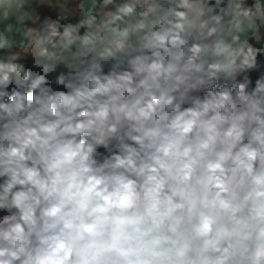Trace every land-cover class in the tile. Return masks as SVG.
I'll return each mask as SVG.
<instances>
[{
    "label": "clouds",
    "instance_id": "obj_1",
    "mask_svg": "<svg viewBox=\"0 0 264 264\" xmlns=\"http://www.w3.org/2000/svg\"><path fill=\"white\" fill-rule=\"evenodd\" d=\"M261 66L264 0H0V264H264Z\"/></svg>",
    "mask_w": 264,
    "mask_h": 264
},
{
    "label": "trees",
    "instance_id": "obj_2",
    "mask_svg": "<svg viewBox=\"0 0 264 264\" xmlns=\"http://www.w3.org/2000/svg\"><path fill=\"white\" fill-rule=\"evenodd\" d=\"M262 72H264V66H261L257 71L252 73L253 80ZM2 214L3 213H0V215H2Z\"/></svg>",
    "mask_w": 264,
    "mask_h": 264
},
{
    "label": "crops",
    "instance_id": "obj_3",
    "mask_svg": "<svg viewBox=\"0 0 264 264\" xmlns=\"http://www.w3.org/2000/svg\"><path fill=\"white\" fill-rule=\"evenodd\" d=\"M44 11H47V10H44Z\"/></svg>",
    "mask_w": 264,
    "mask_h": 264
}]
</instances>
